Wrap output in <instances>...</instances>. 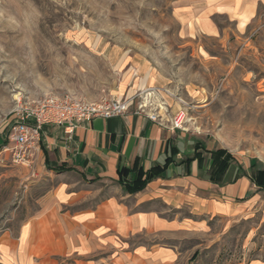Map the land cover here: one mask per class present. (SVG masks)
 <instances>
[{"label":"rangeland","instance_id":"1","mask_svg":"<svg viewBox=\"0 0 264 264\" xmlns=\"http://www.w3.org/2000/svg\"><path fill=\"white\" fill-rule=\"evenodd\" d=\"M177 5L178 0H0L3 138L18 100L126 98L116 91L149 70L157 87L171 93L166 100L173 107L181 101L188 125L264 161V8L242 33L227 18H217L224 32L215 37L189 36L176 17ZM53 177L32 174L0 152V242L3 233L15 235L37 214L40 196L58 182ZM93 187L131 193L107 181ZM206 225L185 238L164 239L177 244L179 264L264 260V194L240 215L206 219ZM151 240L122 239V247L107 244L58 264H128L119 251ZM14 261L0 245V264Z\"/></svg>","mask_w":264,"mask_h":264},{"label":"crops","instance_id":"2","mask_svg":"<svg viewBox=\"0 0 264 264\" xmlns=\"http://www.w3.org/2000/svg\"><path fill=\"white\" fill-rule=\"evenodd\" d=\"M260 8L264 0H178L175 14L189 36L216 37L224 32L217 18H227L242 33ZM139 93L151 99L157 121L137 112L135 101L123 116L84 123L71 139L62 127H42L40 147L24 166L58 182L40 196L39 211L25 219L15 235L1 236L3 256L15 259L11 264H58L60 258L85 256L107 244L122 247V239L133 237L152 240L120 250L121 260L179 264L177 244L164 239L203 231L206 219L240 215L264 194V161L236 153L217 137L188 125L181 101L173 107L166 100L171 93L157 87L149 70L116 91L121 97ZM180 112L184 122L174 128L172 119ZM9 120L8 128L14 114ZM4 144L0 132V152ZM98 181L116 186L146 183L129 193L93 187Z\"/></svg>","mask_w":264,"mask_h":264},{"label":"built area","instance_id":"3","mask_svg":"<svg viewBox=\"0 0 264 264\" xmlns=\"http://www.w3.org/2000/svg\"><path fill=\"white\" fill-rule=\"evenodd\" d=\"M137 98V99H136ZM136 101V111L145 112L152 121L158 120L157 110L147 94L133 97H106L98 101H84L70 95H50L38 100H18L12 110L15 122L10 127L8 137L1 152L8 155V161L14 164L30 165L35 152L40 147L41 129L44 125L63 128L67 139L84 123L94 118L108 119L123 116L128 107ZM183 113L172 119V127H182Z\"/></svg>","mask_w":264,"mask_h":264},{"label":"trees","instance_id":"4","mask_svg":"<svg viewBox=\"0 0 264 264\" xmlns=\"http://www.w3.org/2000/svg\"><path fill=\"white\" fill-rule=\"evenodd\" d=\"M146 181H142V182H139L137 185L135 186H127L126 187L128 188V190H130L131 192H135V191H138L140 190L141 188H143V186L145 185Z\"/></svg>","mask_w":264,"mask_h":264}]
</instances>
